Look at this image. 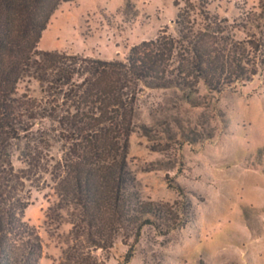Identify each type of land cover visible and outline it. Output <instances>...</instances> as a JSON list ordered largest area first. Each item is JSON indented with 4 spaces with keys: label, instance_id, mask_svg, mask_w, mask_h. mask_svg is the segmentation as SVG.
<instances>
[{
    "label": "rangeland",
    "instance_id": "374dc122",
    "mask_svg": "<svg viewBox=\"0 0 264 264\" xmlns=\"http://www.w3.org/2000/svg\"><path fill=\"white\" fill-rule=\"evenodd\" d=\"M180 10L196 29L210 17L234 41L264 40V0H75L55 11L38 48L124 60L144 40L180 39ZM193 83L142 88L128 156L140 197L172 207L182 226L168 234L146 226L138 241L123 231L112 248L92 249L100 264H264V69L221 93ZM24 93L43 97L34 78L19 82L17 94ZM33 139L48 144L52 169L62 141L51 118L37 119L14 145L15 166L25 167L23 150ZM55 185L45 174L25 211L43 239L42 264H64L75 244L72 208L61 209Z\"/></svg>",
    "mask_w": 264,
    "mask_h": 264
},
{
    "label": "trees",
    "instance_id": "16d2710c",
    "mask_svg": "<svg viewBox=\"0 0 264 264\" xmlns=\"http://www.w3.org/2000/svg\"><path fill=\"white\" fill-rule=\"evenodd\" d=\"M72 1L0 0V264H42L43 239L25 220V211L31 189L48 173L61 209L72 208L75 244L64 264H100L92 249L112 248L123 231L138 241L146 226L162 234L182 226L172 207L140 197L129 167L142 88L186 90L195 86L193 81H203L210 92L221 93L245 85L264 69V40L234 41L210 17L196 29L182 10L177 15L180 39L144 40L124 60L39 49L55 11ZM180 50L184 58L175 66ZM25 78L40 82L41 99L17 94ZM39 118L56 122L62 157L50 169L48 144L26 140L25 167L17 168L14 145ZM133 256L131 248L126 262Z\"/></svg>",
    "mask_w": 264,
    "mask_h": 264
}]
</instances>
